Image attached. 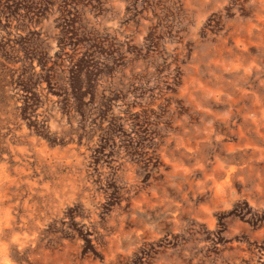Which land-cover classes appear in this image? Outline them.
Returning a JSON list of instances; mask_svg holds the SVG:
<instances>
[{
  "label": "rangeland",
  "instance_id": "rangeland-1",
  "mask_svg": "<svg viewBox=\"0 0 264 264\" xmlns=\"http://www.w3.org/2000/svg\"><path fill=\"white\" fill-rule=\"evenodd\" d=\"M263 2L0 0V264H264Z\"/></svg>",
  "mask_w": 264,
  "mask_h": 264
},
{
  "label": "bare ground",
  "instance_id": "bare-ground-1",
  "mask_svg": "<svg viewBox=\"0 0 264 264\" xmlns=\"http://www.w3.org/2000/svg\"><path fill=\"white\" fill-rule=\"evenodd\" d=\"M191 2V1H190ZM189 2V3H190ZM264 3V2H263ZM230 52V51H229ZM217 58V57H216ZM234 60V59H233ZM236 60V59H235ZM225 61V60H224ZM223 61V62H224ZM227 61V60H226ZM252 61V60H251ZM257 61V60H256ZM218 62H220V61H218ZM222 62V63H223ZM228 62V61H227ZM227 62H225V63H227ZM224 63V64H225ZM248 63V62H247ZM195 64V63H194ZM197 65V64H196ZM210 65V64H209ZM252 65V64H251ZM198 66V65H197ZM230 66V65H229ZM260 66V65H259ZM232 67V66H231ZM213 68V67H212ZM235 70H237V69H235ZM242 70V69H241ZM251 70V69H250ZM248 73H249V71H248ZM215 74V73H214ZM220 74V73H219ZM216 75V74H215ZM213 76V75H212ZM227 77H229V76H227ZM226 77V78H227ZM209 78V77H208ZM217 79V78H216ZM205 80V79H204ZM214 80V79H213ZM228 80V79H227ZM215 81V80H214ZM229 81V80H228ZM227 81V82H228ZM249 84V83H248ZM237 85V84H236ZM231 86V85H230ZM187 87V86H186ZM218 87V86H217ZM188 88V87H187ZM191 88V87H190ZM201 88V87H200ZM220 88V87H219ZM246 89V88H245ZM252 89V88H251ZM250 91V90H249ZM243 92V91H242ZM259 92V91H258ZM192 93V92H191ZM257 93V92H256ZM250 94V93H249ZM181 97H183V96H181ZM241 97H242V95H241ZM219 98V97H218ZM211 100H213L212 98H211ZM239 100V99H238ZM206 101H208V99L206 100ZM215 101V100H214ZM237 101V100H236ZM233 103V102H232ZM260 105V104H259ZM240 106V105H239ZM262 106V105H261ZM202 107V106H201ZM245 107V106H244ZM230 108V107H229ZM240 109H241V107H240ZM213 111V110H212ZM240 115V114H239ZM234 120V119H233ZM262 121H263V118H262ZM233 123V122H232ZM186 125V124H185ZM223 125V124H222ZM237 125V124H236ZM264 125V124H263ZM180 126V125H179ZM221 126V125H220ZM208 127V126H207ZM250 128V127H249ZM222 129V128H221ZM232 129V128H231ZM263 129V128H262ZM261 130V129H260ZM181 131V130H180ZM232 131V130H231ZM257 131H259V130H257ZM223 132V131H222ZM224 134V133H223ZM229 134H231V133H229ZM176 136V135H175ZM226 136V135H225ZM247 136V135H246ZM219 137V136H218ZM241 138V136L239 137V139ZM250 138H252V137H250ZM181 139V138H180ZM227 139V138H226ZM217 141H220V139L219 140H217ZM235 142V141H234ZM244 142V141H243ZM242 142V143H243ZM190 143L189 142H187L186 144H184L183 146L184 147H187L188 145H189ZM259 146V145H258ZM256 147V146H255ZM170 148V147H169ZM219 148V147H218ZM248 148V147H247ZM163 149V148H162ZM252 149V148H251ZM255 149V148H254ZM259 149V148H258ZM164 150V149H163ZM260 151V150H259ZM227 154V153H226ZM236 155V154H235ZM234 155V156H235ZM231 156V155H230ZM236 157V156H235ZM221 159V158H220ZM232 160H233V158H230V157H227V159H221V161L219 162V164H218V167H219V170L220 171H216V174L218 175L217 176V180L215 181V185L218 187L219 186V175L221 174H224L225 175V177L226 178H228V177H230L231 176V174H234V172L236 171V166H234L233 164L234 163H231L232 162ZM239 165V164H238ZM243 166V165H242ZM210 176V175H209ZM175 177V176H174ZM223 181V180H222ZM177 184H178V182H177ZM167 191V190H166ZM171 196V195H170ZM176 199V198H175ZM31 200V199H30ZM37 206V205H36ZM60 206V205H59ZM156 209V208H155ZM31 210V209H30ZM178 210V209H177ZM39 211V210H38ZM132 211V210H131ZM134 211V210H133ZM174 217V216H173ZM24 218V217H23ZM126 218V217H125ZM176 219V218H175ZM40 223V222H39ZM115 224V223H114ZM8 225V224H7ZM25 226V225H24ZM126 226V225H125ZM117 229V228H116ZM119 229H120V226H119ZM118 229V230H119ZM124 229V228H123ZM114 230V229H113ZM41 231V230H40ZM113 232V231H112ZM119 232V231H118ZM37 233V232H36ZM107 233H108V231H107ZM111 234V233H110ZM133 234V233H132ZM135 234H137V233H135ZM21 237V236H20ZM36 237V236H35ZM42 237V236H41ZM132 237V236H131ZM136 237V236H135ZM134 237V238H135ZM19 238V237H18ZM24 238V237H23ZM26 238V237H25ZM24 238V239H25ZM108 238H110V237H108ZM130 238V237H129ZM128 238V239H129ZM7 239V238H6ZM41 239V238H40ZM136 239V238H135ZM134 239V240H135ZM139 239V238H138ZM29 240V239H28ZM120 240V239H119ZM123 240V239H122ZM137 240V239H136ZM16 241H17V239H16ZM139 241V240H138ZM9 242V241H8ZM19 242V241H18ZM16 243V242H15ZM25 243V242H24ZM36 243V242H35ZM41 243V242H40ZM60 242L58 241V244H59ZM63 243V242H62ZM66 243H67V241H66ZM123 243V242H122ZM39 244V243H38ZM61 244V243H60ZM65 244V243H64ZM134 244H135V242H134ZM25 245V244H24ZM37 245V244H36ZM44 245H46V244H44ZM63 245V244H62ZM61 245V246H62ZM120 245H121V243H120ZM123 245V244H122ZM17 246H19V245H17ZM55 246V245H54ZM71 246V245H70ZM125 246V245H124ZM127 246V245H126ZM38 247V246H37ZM48 247V246H47ZM73 247V246H72ZM107 247V246H106ZM24 248H25V246H24ZM33 248V247H32ZM69 248V247H68ZM108 248V247H107ZM125 248V247H124ZM23 249V248H22ZM35 250V249H34ZM44 250V249H43ZM49 250V249H48ZM60 250V249H59ZM39 251V250H38ZM50 251V250H49ZM52 252V251H51ZM65 252H67V251H65ZM35 254V253H34ZM68 254V253H67ZM76 254V253H75ZM75 254H74V256H75ZM50 255V254H49ZM50 257V256H49ZM66 257V256H65ZM73 257V256H72ZM49 260V259H48ZM37 260L35 259V262H36ZM54 261V260H53ZM57 261V260H56ZM110 261V260H109ZM6 262V261H5ZM10 262V261H9ZM45 262V261H44ZM60 262V261H59ZM73 262V261H72ZM71 262V263H72ZM90 262V261H89ZM37 263V262H36ZM46 263V262H45ZM44 263V264H45ZM84 263H86V261L84 262ZM117 263V262H116ZM115 263V264H116ZM9 264V263H8ZM38 264V263H37Z\"/></svg>",
  "mask_w": 264,
  "mask_h": 264
}]
</instances>
